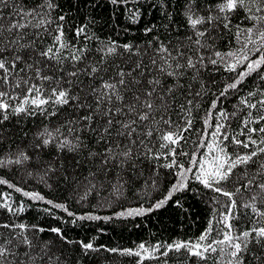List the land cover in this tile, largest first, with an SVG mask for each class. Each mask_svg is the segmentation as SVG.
Instances as JSON below:
<instances>
[{
    "label": "trees",
    "instance_id": "obj_1",
    "mask_svg": "<svg viewBox=\"0 0 264 264\" xmlns=\"http://www.w3.org/2000/svg\"><path fill=\"white\" fill-rule=\"evenodd\" d=\"M0 264H264V0H0Z\"/></svg>",
    "mask_w": 264,
    "mask_h": 264
},
{
    "label": "rangeland",
    "instance_id": "obj_2",
    "mask_svg": "<svg viewBox=\"0 0 264 264\" xmlns=\"http://www.w3.org/2000/svg\"><path fill=\"white\" fill-rule=\"evenodd\" d=\"M39 101L40 99L36 97L29 98V100L23 102L38 103ZM209 147L210 148L206 151V154L199 161L200 163H198L196 166L194 174L197 177H199L200 171H202L203 173L209 171V177H212L213 173H215V176H219L228 171L231 165L233 164V161L227 158V156L223 152L222 147L219 146L218 142H211ZM147 209L149 208L127 207L124 210H120L118 214L121 216L132 215L142 213ZM135 252H137L141 257L148 254L146 251H141L140 249H136Z\"/></svg>",
    "mask_w": 264,
    "mask_h": 264
},
{
    "label": "bare ground",
    "instance_id": "obj_3",
    "mask_svg": "<svg viewBox=\"0 0 264 264\" xmlns=\"http://www.w3.org/2000/svg\"><path fill=\"white\" fill-rule=\"evenodd\" d=\"M240 34H241V33H240ZM242 37H243V36H242ZM237 40H238V39H237ZM241 40H242V39H241ZM238 43H239V41H238ZM121 53H122V52H121ZM121 56H122V55H121ZM260 56H261V55H260ZM248 57H249V56H248ZM261 57H262V56H261ZM255 58H256V57H255ZM257 58H260V57L257 56ZM262 59H263V58H261L260 61H261ZM251 61H252V59H251ZM251 61H250V62H251ZM253 61H255V60H253ZM253 61H252L251 63H254ZM256 62H257V61H256ZM256 62H255V63H256ZM248 63H249V62H248ZM255 63H254V64H255ZM258 63H260V62L258 61ZM254 64H252V65H254ZM247 65H248V64H247ZM250 66H251V64H250ZM254 66H255V65H254ZM254 66H253V67H254ZM261 66H262V65H261ZM253 67H252V68H253ZM249 68H250V67H249ZM26 114H27V113H26ZM180 168H181V167H180ZM182 170H183V169H182ZM179 171H181V170H179ZM178 174H179V172H178ZM180 174H181V173H180ZM182 175H183V174H182ZM180 176H181V175H180ZM177 177H178V176H177ZM179 178H181V177H179ZM89 192H90V191H89ZM61 207H62V206H61Z\"/></svg>",
    "mask_w": 264,
    "mask_h": 264
}]
</instances>
